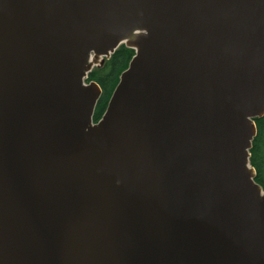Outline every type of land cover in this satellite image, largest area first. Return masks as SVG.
<instances>
[{
  "label": "water",
  "instance_id": "obj_1",
  "mask_svg": "<svg viewBox=\"0 0 264 264\" xmlns=\"http://www.w3.org/2000/svg\"><path fill=\"white\" fill-rule=\"evenodd\" d=\"M262 117L264 0H0V264H264Z\"/></svg>",
  "mask_w": 264,
  "mask_h": 264
},
{
  "label": "trees",
  "instance_id": "obj_2",
  "mask_svg": "<svg viewBox=\"0 0 264 264\" xmlns=\"http://www.w3.org/2000/svg\"><path fill=\"white\" fill-rule=\"evenodd\" d=\"M134 51L121 45L115 53L100 67H95L89 74L87 82H96L101 95L94 111V122L101 119L114 92L120 75L128 68ZM257 135L250 149V165L256 172L255 181L264 189V117L255 119Z\"/></svg>",
  "mask_w": 264,
  "mask_h": 264
}]
</instances>
